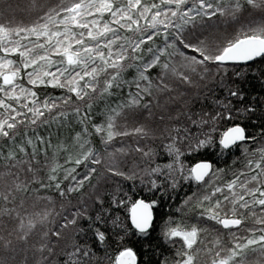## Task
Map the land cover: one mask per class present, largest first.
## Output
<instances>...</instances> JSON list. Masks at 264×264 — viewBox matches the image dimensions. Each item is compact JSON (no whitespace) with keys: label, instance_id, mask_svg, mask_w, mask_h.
<instances>
[{"label":"trees","instance_id":"obj_1","mask_svg":"<svg viewBox=\"0 0 264 264\" xmlns=\"http://www.w3.org/2000/svg\"><path fill=\"white\" fill-rule=\"evenodd\" d=\"M253 37L264 0H0V264H264V57L218 63Z\"/></svg>","mask_w":264,"mask_h":264},{"label":"water","instance_id":"obj_2","mask_svg":"<svg viewBox=\"0 0 264 264\" xmlns=\"http://www.w3.org/2000/svg\"><path fill=\"white\" fill-rule=\"evenodd\" d=\"M261 57H264V39L253 37L236 42L220 56L218 63L223 65H247ZM3 81L5 84H11L13 79L8 75L3 78ZM245 140L244 129L240 126H235L224 133L221 145L225 150H230ZM212 169L213 165L210 162H199L193 166L192 175L197 183H202L211 174ZM130 220L137 232H148L154 221L151 204L141 199L138 200L131 208ZM224 221H227V225H225ZM222 226L225 229L238 227L239 221L223 220ZM117 264H137V257L132 251H126L118 257Z\"/></svg>","mask_w":264,"mask_h":264},{"label":"snow or ice","instance_id":"obj_3","mask_svg":"<svg viewBox=\"0 0 264 264\" xmlns=\"http://www.w3.org/2000/svg\"><path fill=\"white\" fill-rule=\"evenodd\" d=\"M195 51V49H193ZM225 225H227V221H224ZM169 234L171 235H179V233L176 230H172ZM186 236H192L193 238L196 235V230L193 229L190 233L185 234Z\"/></svg>","mask_w":264,"mask_h":264},{"label":"rangeland","instance_id":"obj_4","mask_svg":"<svg viewBox=\"0 0 264 264\" xmlns=\"http://www.w3.org/2000/svg\"><path fill=\"white\" fill-rule=\"evenodd\" d=\"M188 242H192L194 238L192 236L183 235Z\"/></svg>","mask_w":264,"mask_h":264}]
</instances>
